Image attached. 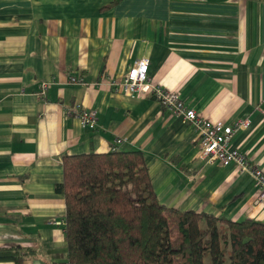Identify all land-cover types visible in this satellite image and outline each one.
Here are the masks:
<instances>
[{
	"label": "crops",
	"instance_id": "1",
	"mask_svg": "<svg viewBox=\"0 0 264 264\" xmlns=\"http://www.w3.org/2000/svg\"><path fill=\"white\" fill-rule=\"evenodd\" d=\"M112 1L0 0V250L33 251L27 264L65 262L56 225L65 203L54 191L65 154L140 149L161 204L264 224L249 171L207 163L191 124L151 93L112 84L147 58L150 84L198 116L249 120L230 145L264 171V0H119L102 10ZM74 105L97 111L94 129L66 115Z\"/></svg>",
	"mask_w": 264,
	"mask_h": 264
},
{
	"label": "trees",
	"instance_id": "2",
	"mask_svg": "<svg viewBox=\"0 0 264 264\" xmlns=\"http://www.w3.org/2000/svg\"><path fill=\"white\" fill-rule=\"evenodd\" d=\"M61 164L54 187L65 203L61 264H264L263 223L161 204L140 149L65 154ZM33 255L2 249L0 264H27Z\"/></svg>",
	"mask_w": 264,
	"mask_h": 264
},
{
	"label": "built area",
	"instance_id": "3",
	"mask_svg": "<svg viewBox=\"0 0 264 264\" xmlns=\"http://www.w3.org/2000/svg\"><path fill=\"white\" fill-rule=\"evenodd\" d=\"M148 65L147 58L137 57L126 74L119 81L112 82L114 89L132 97L151 93L153 98L163 107L182 117L185 123L194 127L202 158L210 164L228 165L235 162L241 170L249 171L254 178L255 186L260 190L254 204L257 205L264 201V171L251 163L242 152L230 145L233 133L242 127H248L250 121L247 119L238 120L231 125H226L198 116L194 109L186 106L176 92H168L160 85L153 86L150 84ZM50 82L47 80L40 83L39 94L41 96H46ZM68 82L83 84L82 78L75 76H70ZM66 115L77 118L84 128L94 129L96 127L97 111L93 108L74 105L66 109ZM60 224L57 223L56 225Z\"/></svg>",
	"mask_w": 264,
	"mask_h": 264
},
{
	"label": "rangeland",
	"instance_id": "4",
	"mask_svg": "<svg viewBox=\"0 0 264 264\" xmlns=\"http://www.w3.org/2000/svg\"><path fill=\"white\" fill-rule=\"evenodd\" d=\"M162 87V86H161ZM164 88V90H166V91H168V92H174V91H172V90H169V89H166L165 87H163ZM175 93V92H174ZM163 107V106H162ZM165 108V107H164ZM242 128H246V127H242ZM196 139H198L197 138V136H196ZM120 140H117V142H119ZM206 160V159H205ZM208 163V162H207ZM210 164V163H209ZM204 264H209V259L208 258H206L205 259V261H204Z\"/></svg>",
	"mask_w": 264,
	"mask_h": 264
}]
</instances>
